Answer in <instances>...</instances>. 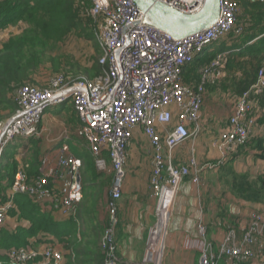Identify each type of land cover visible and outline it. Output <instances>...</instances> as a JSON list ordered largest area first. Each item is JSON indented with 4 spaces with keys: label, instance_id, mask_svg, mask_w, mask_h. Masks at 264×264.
<instances>
[{
    "label": "built area",
    "instance_id": "built-area-1",
    "mask_svg": "<svg viewBox=\"0 0 264 264\" xmlns=\"http://www.w3.org/2000/svg\"><path fill=\"white\" fill-rule=\"evenodd\" d=\"M185 14L197 12L204 0H158ZM87 15L93 22V35L100 55L97 63L102 71L92 79H75L63 74L52 76L41 89L24 85L17 89L14 114L0 122V162L11 140H28L38 135V126L51 106L69 103L80 123L75 137L82 140L95 159L96 168L105 170V154L114 179L106 203L108 215L99 248L104 264H119L116 255L115 229L117 201L121 196L125 176L127 146L135 128L147 137L151 149L149 185L155 200V224L150 240L162 224L168 223L182 180L191 176L198 182L206 170L217 169L249 142L254 127L264 115L259 103L264 99V68L257 72L255 82L238 95L230 94L231 112L218 133L213 146L219 152L215 162L203 163L190 155L185 164H175L174 150L193 141L200 133V117L207 86H218L224 77V53L199 66V80L188 84L183 73L205 49L238 36L243 27L238 22L240 8L235 0H220L219 17L215 25L197 34L176 40L143 22L144 15L132 0H89ZM44 163V162H43ZM83 163L62 145L56 165L28 181L18 171L11 185V195H26L36 203L50 200L66 216L74 215L82 201L78 183ZM9 205L0 204V226L8 214ZM201 239L185 240L187 248L200 252L199 264H245L264 258V214L253 213L240 239L229 228L217 253L205 240V228L199 226ZM146 253V260L148 254ZM8 257L15 264L39 259V264H62L63 255L52 246H26L10 249Z\"/></svg>",
    "mask_w": 264,
    "mask_h": 264
},
{
    "label": "crops",
    "instance_id": "crops-1",
    "mask_svg": "<svg viewBox=\"0 0 264 264\" xmlns=\"http://www.w3.org/2000/svg\"><path fill=\"white\" fill-rule=\"evenodd\" d=\"M8 27L10 26L1 31L4 32ZM183 80L185 82L184 76ZM194 80L198 81L199 75L195 74ZM218 87L219 85L207 86L201 109L199 136L193 143L190 141L174 150L175 164H185L191 154L201 162H215L219 158V152L213 146V142L227 121L231 112V105L226 96H224L225 99H222L210 93ZM68 105L70 104H65V107ZM259 106L263 108V103L260 102ZM64 113H61V110L58 113L47 114L45 112L38 126L37 139H31L26 143L22 140L19 141L17 151L23 149L22 153L27 154V156L36 152L37 157H39V161L36 160L35 156L33 157L34 161L30 160V158L27 159L26 161L29 163H25L27 169L29 168L33 172L40 174L46 169L54 167L58 149L62 145H67L69 153L73 155L71 150L75 147L76 141L73 137L68 139L67 132L62 133V131L71 130L75 135L80 121L74 111L71 118L66 117L67 113ZM215 132L216 135L211 136ZM77 140L82 141L78 138ZM79 144L86 149L83 142H79ZM150 151L147 137L140 128H135L126 150V174L122 182L121 196L117 201L118 222L115 229V243L119 264H143L145 261L149 232L155 222V200L151 196L149 185L151 171ZM262 151L264 152V117L254 127L252 136L246 146L240 148L231 158L230 164L227 163L226 167L222 166V169L204 171L200 175L198 182H194L191 176L182 180L172 207L168 231L164 238L161 264H199V250L185 246L186 239H201L199 226L205 227L204 237L212 244L213 252L217 253L218 246L225 238L229 228L234 229L237 239H240L250 223L251 214H264V201L259 203L245 202L230 191V176L228 174L231 169L236 174L248 176L250 180H256L258 177L264 176V159L260 157ZM104 157L108 159L105 154L103 155ZM107 168L108 173H111L112 168L109 159L108 163L105 159L106 171ZM99 172L103 171L96 168L97 175H100ZM103 173L107 174L106 172ZM84 179L87 180V176ZM97 183L103 187L102 196L97 203V214L101 216L102 212L106 214V203L110 197L112 179L101 181V178H97ZM0 185V204L9 205L8 214L2 228L10 232L18 225L26 226L24 221L19 220L15 216V200L22 194L11 195V189L7 191L11 187L7 182L5 184L0 182ZM80 185L82 188L81 182ZM23 196L29 198L26 195ZM29 199L31 200V198ZM83 200L84 195L82 202ZM36 204L43 212L49 213L57 223H66L71 218V216L63 215L53 203V210H50L45 202ZM82 212L81 209L80 217ZM165 230L166 222L159 226L157 233L159 236L162 233V236L156 242L162 244ZM154 237L155 234L152 237L155 245ZM35 240V238L29 240L28 246L33 248L41 247ZM85 240H87L85 237H80L77 240L78 244L74 243L71 246L66 245V247H70L72 251L78 250ZM53 248L63 253L64 256L63 244L55 242ZM152 252V254L151 252L149 253V260L153 258L154 250ZM0 253L2 255L5 252L0 250ZM65 263L66 260L63 259L62 264ZM217 264L228 263L225 259H220ZM245 264H264V258L253 259Z\"/></svg>",
    "mask_w": 264,
    "mask_h": 264
},
{
    "label": "trees",
    "instance_id": "trees-1",
    "mask_svg": "<svg viewBox=\"0 0 264 264\" xmlns=\"http://www.w3.org/2000/svg\"><path fill=\"white\" fill-rule=\"evenodd\" d=\"M235 1L240 8L238 22L243 27L241 34L238 36L229 35L224 40L225 42L219 44V47L223 46L222 48L216 50L213 45L212 50L208 49L209 51L203 57L197 58L188 66L183 73L186 83L198 82L194 80L195 74L198 75V66L209 63L218 53L225 54L223 57L224 77L219 86L225 90L233 89L229 92L235 95L251 86L256 80L258 70L264 68V7L250 14L247 9L248 6H253L252 2ZM90 6L89 0L0 1V30L8 25L14 26L18 22L28 25L25 32L22 31L4 43L0 51V112L9 107L10 113L14 114L17 106L9 96L15 94L22 81L27 77L29 69L33 67L31 63H37L39 54L43 56L45 51L56 49L57 45L69 35L87 41H95L93 22L88 15H85ZM242 6L243 9H241ZM227 45L230 46L227 47ZM97 49L100 55V50L98 47ZM25 54L30 55L29 60H25ZM101 71V66L95 61L91 67L90 76L86 77L92 79L98 76ZM189 79L190 81H188ZM261 102L264 108V99ZM79 142L82 143V141ZM80 147L78 149L73 147L71 153L83 163L82 170L80 169V182H82L83 176L86 177L89 171V163L92 162L95 171L96 165L90 152L84 147ZM34 156L39 161L36 152L33 154ZM260 157L264 159L263 151ZM3 169L4 166L0 162V171ZM26 173L29 175L34 172L27 169ZM228 174L230 176V191L237 198L253 203L264 201V176L250 180L248 176L236 174L231 169ZM11 179L13 178L10 175L4 178L3 171L0 172V182L3 184L6 182L10 184L8 181ZM15 205V216L24 221L26 226L18 225L10 232L2 228L3 225L0 226V250L5 252L2 255L0 253V264H15L8 257L7 252L10 249L28 246L29 240L33 238L41 247H53L55 242L63 244L65 264H104L97 238L95 241L85 240L78 250L72 251L68 247L74 243L78 244L77 240L84 237L76 222L71 219L74 215L66 223H57L49 213L43 212L33 200L23 195L17 197ZM66 245L68 246L66 247ZM37 263H39V259L26 264Z\"/></svg>",
    "mask_w": 264,
    "mask_h": 264
},
{
    "label": "rangeland",
    "instance_id": "rangeland-1",
    "mask_svg": "<svg viewBox=\"0 0 264 264\" xmlns=\"http://www.w3.org/2000/svg\"><path fill=\"white\" fill-rule=\"evenodd\" d=\"M244 1L246 3H250V2L253 3L252 4L253 6H248V9H247L248 13L250 14L252 12L261 10L263 9L262 7H264V0H244ZM241 9H243V6L241 7ZM85 15L87 16V12ZM8 26L10 27H8L7 30H5L4 32L0 30V51L2 50L3 44L6 43L11 37L17 34H20L22 31L25 32L28 29V25L22 22H18L14 26H11V25H8ZM247 30H248V27H247ZM223 42L225 41L223 40L219 42L218 44H215L214 46L215 49L219 50L220 48H222L223 46L219 47V44H222ZM228 46L230 45H227V47ZM212 47L210 48V50H212ZM208 49L209 48L205 49L204 54L201 57H203L209 51ZM29 57H30L29 54H25V60H29ZM98 58H99V51L96 47L95 41H87L85 39L78 38L74 35H69L65 38V40L62 43L57 45L56 49L45 51L43 56L41 54L38 55L37 63H34V62L31 63L33 67L29 69L27 77L22 81L19 87L24 86V85H30V86H35L41 89L45 86L47 81L52 76L57 75V74H63L73 79L79 76H90L91 67L95 61H98ZM199 66H198V70H199ZM229 90L232 91L233 89L225 90L223 89V87L219 86L218 88L213 89L210 93H212V95H216L217 97L219 96L222 99L224 98V96H226V98L229 100V96L230 94H232L229 92ZM227 91L228 93H226ZM15 94L14 95L11 94L10 96L9 95L8 96L10 97L11 100L13 99L14 101ZM222 99H219V100H222ZM66 104H69V103H66ZM64 107H65V104L51 106L46 110V113L47 114L58 113L61 110V113H64V112L67 113L66 117L71 118V116H73L74 110L72 111L70 105H68L65 108ZM8 108L9 107H6L0 112V122L8 120L12 116V113H10ZM65 132H67L68 139L72 137L75 139L76 141L75 148L77 149L81 148L79 141L75 138V135L73 134V131L71 130L62 131V133H65ZM215 135H216V132L212 134L211 136H215ZM31 139L36 140L37 136ZM31 139L22 140V141H25L26 143L27 141ZM19 141H21V139L15 138L14 140H11L9 142V144L6 146L4 150V154H3L4 160L3 161L1 160L2 164H4L3 166H5L4 169L2 170L4 173V178H7V176L9 175L11 176V178H13L10 181H8L10 182V186L12 185L11 182H13L14 176L18 171H22L25 177L28 179V181L32 180L33 178H38L40 176V174L37 172H34L32 174L30 173L29 175L26 173L27 172V165H25V163L27 162L26 160L30 158V160L34 161V158H33L32 153H30V155L27 156V154L22 153L23 149L21 150L19 149L18 151L16 150L17 148H19ZM104 158L106 159L108 163V159L106 157ZM203 163H209V162H203ZM27 164L29 163L27 162ZM228 164L230 163L228 162ZM228 164L226 163L223 166L226 167ZM88 167H89V171L87 173V180L84 179L81 182L82 183L81 189H82V195H84V200L83 202L81 201L82 202L81 205H79L81 203L80 202L76 206L74 213H73L74 217L71 219H73L76 222L77 227L80 230V233L87 240L91 239L92 241H95L97 238V243H99L103 236V231L106 226L105 223H107L108 215H107V212L106 214L102 212L101 216H98L97 214L98 212L97 203L103 193V187L99 183H97V178H101V181H109L110 179L112 180L114 179V174L113 172L108 173V168H107V171L106 170L103 171V172H106L107 174L103 172H99L100 175H97L96 171L93 169L92 162L89 163ZM221 167L219 168L222 169ZM28 170H31V169L28 168ZM125 170L126 169L124 165V174H126ZM83 178L85 177L83 176ZM2 186L4 187V185ZM10 189L11 187H9L7 191H9ZM45 203L47 204L46 206H48L50 210L54 209L53 204L50 200H48ZM81 209L83 212L80 217ZM171 213H172V209L170 211V217H171ZM170 217H169L168 223L170 221ZM168 223H167L164 235H163L164 237H163L162 244L156 242L155 246L150 247L149 252L151 251V249L154 250L153 258L152 260L145 259L143 264H161V259H162V254H163V250H162L163 243H164V238L166 237V234L168 231ZM101 226H102V229H101ZM156 232H158V229ZM161 236H162V233H160L159 240L161 239ZM152 242L153 240L151 238L150 243ZM147 254L149 258V253ZM102 255H103V263H104V254L102 253Z\"/></svg>",
    "mask_w": 264,
    "mask_h": 264
},
{
    "label": "water",
    "instance_id": "water-1",
    "mask_svg": "<svg viewBox=\"0 0 264 264\" xmlns=\"http://www.w3.org/2000/svg\"><path fill=\"white\" fill-rule=\"evenodd\" d=\"M143 13V22L176 40L209 29L218 20L220 0H204L200 10L185 14L170 8L158 0H132ZM80 183V178L78 179Z\"/></svg>",
    "mask_w": 264,
    "mask_h": 264
},
{
    "label": "bare ground",
    "instance_id": "bare-ground-1",
    "mask_svg": "<svg viewBox=\"0 0 264 264\" xmlns=\"http://www.w3.org/2000/svg\"><path fill=\"white\" fill-rule=\"evenodd\" d=\"M166 226H167V222H166ZM154 239H155V240H154L155 242H156L157 240H159V234H158L157 232L155 233V237H154ZM205 240H206V239H205ZM155 245H156V244H155ZM155 245H154V242H152L151 245H150V247L155 246ZM152 251H153V250L151 249V251H150L151 254L153 253ZM150 252H149V253H150ZM64 259H65V258H64Z\"/></svg>",
    "mask_w": 264,
    "mask_h": 264
}]
</instances>
